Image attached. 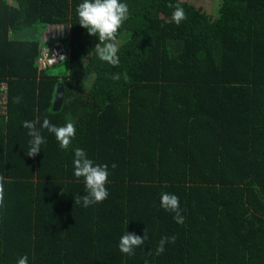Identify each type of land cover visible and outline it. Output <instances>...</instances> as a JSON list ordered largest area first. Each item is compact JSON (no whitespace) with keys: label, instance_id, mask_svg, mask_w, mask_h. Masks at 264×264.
<instances>
[{"label":"trees","instance_id":"trees-1","mask_svg":"<svg viewBox=\"0 0 264 264\" xmlns=\"http://www.w3.org/2000/svg\"><path fill=\"white\" fill-rule=\"evenodd\" d=\"M14 1L0 0V82L9 85L0 264L24 255L28 264H264V0H219L213 17L181 0H119L128 18L117 66L98 59V38L78 23L83 0ZM169 3L185 11L179 25ZM51 26L69 28L55 39L69 56L41 70ZM30 27L35 40L12 38ZM60 83L64 104L53 110ZM45 117L74 124L67 150L40 127ZM26 120H38L46 141L35 157L25 154ZM75 148L108 166L103 202L74 203L87 194L73 174ZM162 192L179 197L182 224L160 206ZM144 229L134 255L119 250L121 235Z\"/></svg>","mask_w":264,"mask_h":264},{"label":"clouds","instance_id":"clouds-1","mask_svg":"<svg viewBox=\"0 0 264 264\" xmlns=\"http://www.w3.org/2000/svg\"><path fill=\"white\" fill-rule=\"evenodd\" d=\"M168 7L174 9L171 15L172 22L179 25L186 19L185 11L179 4L169 3ZM76 13L79 18L78 23L87 30L89 35H95L98 38L99 42L95 45V51L98 59L113 66H117L119 64V57L117 55L119 48L115 43L116 34L118 29L128 18L127 4L120 3L119 0H83L82 3L78 4ZM65 37H69L68 27L51 26L47 29L43 38L51 39L50 42L47 41V43H49L48 46H51L56 41L55 39ZM112 78L114 80H118L120 79V75L114 74ZM14 102L19 103L20 97H15ZM37 123L38 120H26L22 122V126L25 129H28L27 135L31 137L29 141L30 147L25 153L28 157H35L41 150V145L46 142L45 138L36 127ZM40 127L46 129L49 133L54 134L56 140L59 142V146L64 150L69 148L76 135V128L72 122H67L64 126L58 127L50 123L49 119L45 117ZM73 151V174L77 179L83 178L85 192L87 193L86 195L75 197L74 203L82 204L83 207H88L92 204L103 202L109 195L108 189L105 187L108 183V166L106 164L102 165L94 163L93 160L88 158L85 150L82 148H75ZM112 167L115 168L116 165L113 164ZM2 200L3 176H0V203H2ZM160 206L165 211L175 214L173 219L176 223L182 224L184 222V217L182 216L180 210L179 197L177 195L169 192H162L160 194ZM147 238V232L145 229L143 236L126 231L119 238V250L124 254L134 255V249L143 245ZM175 239V235L162 237L158 242L155 254H162L165 244L174 243ZM16 264H28V257L26 255L21 256L16 261ZM145 264H148L147 260L145 261Z\"/></svg>","mask_w":264,"mask_h":264},{"label":"built area","instance_id":"built-area-1","mask_svg":"<svg viewBox=\"0 0 264 264\" xmlns=\"http://www.w3.org/2000/svg\"><path fill=\"white\" fill-rule=\"evenodd\" d=\"M69 56V50L61 40L55 41L51 46H45L39 57V68L45 69L64 61ZM64 58V59H63ZM8 110V84L0 83V115H6Z\"/></svg>","mask_w":264,"mask_h":264},{"label":"water","instance_id":"water-1","mask_svg":"<svg viewBox=\"0 0 264 264\" xmlns=\"http://www.w3.org/2000/svg\"><path fill=\"white\" fill-rule=\"evenodd\" d=\"M38 27L25 28L21 32L13 33V39H31L35 40L38 34ZM65 100V87L63 83H60L56 90L53 110H60Z\"/></svg>","mask_w":264,"mask_h":264},{"label":"rangeland","instance_id":"rangeland-1","mask_svg":"<svg viewBox=\"0 0 264 264\" xmlns=\"http://www.w3.org/2000/svg\"><path fill=\"white\" fill-rule=\"evenodd\" d=\"M181 1H185L188 4H191L197 8L202 9L207 15H209L210 17H213L216 15V12L220 6V2L219 0H181ZM67 63H63L60 66L54 67L53 72L54 74H58L60 76H62V74L66 73L67 71Z\"/></svg>","mask_w":264,"mask_h":264},{"label":"crops","instance_id":"crops-1","mask_svg":"<svg viewBox=\"0 0 264 264\" xmlns=\"http://www.w3.org/2000/svg\"><path fill=\"white\" fill-rule=\"evenodd\" d=\"M8 4H10L11 6H13V7H18V4H17V2L16 1H14V0H5ZM48 31H50V30H48ZM46 32H47V29L44 31V33H43V37H44V35L46 34ZM48 41V42H50L51 41V39H49V38H46V39H43V41ZM45 45V44H44Z\"/></svg>","mask_w":264,"mask_h":264}]
</instances>
